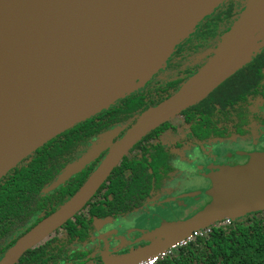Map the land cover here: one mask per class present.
Returning a JSON list of instances; mask_svg holds the SVG:
<instances>
[{
	"label": "water",
	"instance_id": "1",
	"mask_svg": "<svg viewBox=\"0 0 264 264\" xmlns=\"http://www.w3.org/2000/svg\"><path fill=\"white\" fill-rule=\"evenodd\" d=\"M146 2L0 0V179L55 135L144 84L220 0H174L145 27L131 26L130 17L140 16ZM263 46L264 0H245L197 71L144 110L80 190L23 234L0 264H15L46 239L89 199L136 141L205 99ZM210 179V202L184 219L163 222L147 234L152 242L147 249L112 264H134L194 230L264 210V151L245 165L219 167Z\"/></svg>",
	"mask_w": 264,
	"mask_h": 264
},
{
	"label": "flooded vegetation",
	"instance_id": "2",
	"mask_svg": "<svg viewBox=\"0 0 264 264\" xmlns=\"http://www.w3.org/2000/svg\"><path fill=\"white\" fill-rule=\"evenodd\" d=\"M221 2L144 84L55 135L0 179V259L8 245L80 190L144 110L169 97L205 62L245 4ZM263 151L264 46L197 105L136 141L89 199L15 264H105L104 253L116 259L135 254L156 226L184 219L210 202V176L219 167L245 165ZM11 205L24 208L15 214ZM122 226H131L128 233H113Z\"/></svg>",
	"mask_w": 264,
	"mask_h": 264
},
{
	"label": "trees",
	"instance_id": "3",
	"mask_svg": "<svg viewBox=\"0 0 264 264\" xmlns=\"http://www.w3.org/2000/svg\"><path fill=\"white\" fill-rule=\"evenodd\" d=\"M215 27L209 30L210 36L215 35ZM9 208L17 214L24 207L11 205ZM221 225L211 227L207 235L177 249L157 264H264V210L241 221L230 220L228 226ZM20 237L8 245L4 253ZM46 240L47 238L30 249L43 245Z\"/></svg>",
	"mask_w": 264,
	"mask_h": 264
},
{
	"label": "built area",
	"instance_id": "4",
	"mask_svg": "<svg viewBox=\"0 0 264 264\" xmlns=\"http://www.w3.org/2000/svg\"><path fill=\"white\" fill-rule=\"evenodd\" d=\"M229 224L230 223V219H225L221 222H218L214 225H212L211 227L214 226H219L220 224ZM206 228V229H200V230H194L192 231L189 235H187L186 237H184L183 239L178 240L177 242H174L173 244H171L170 246L166 247L165 249L145 258L142 259L134 264H157L158 262L166 259L167 257L171 256L177 249L185 247L187 244H189L190 242L194 241L196 238L198 237H203L205 235H207L210 232V228Z\"/></svg>",
	"mask_w": 264,
	"mask_h": 264
},
{
	"label": "bare ground",
	"instance_id": "5",
	"mask_svg": "<svg viewBox=\"0 0 264 264\" xmlns=\"http://www.w3.org/2000/svg\"><path fill=\"white\" fill-rule=\"evenodd\" d=\"M173 3L174 0H147L141 7L140 16L132 15L129 23L133 27L143 28ZM136 8L138 9V5Z\"/></svg>",
	"mask_w": 264,
	"mask_h": 264
},
{
	"label": "rangeland",
	"instance_id": "6",
	"mask_svg": "<svg viewBox=\"0 0 264 264\" xmlns=\"http://www.w3.org/2000/svg\"><path fill=\"white\" fill-rule=\"evenodd\" d=\"M221 1H222V0H220V2L218 3L217 6H219V5L222 3ZM217 6H216L215 8L212 9V11L209 13V15H211V13L214 12V10L217 8ZM209 15L205 16L201 21H202V22H205V21H204L205 18L208 17ZM201 21H200V22H201ZM200 22H199V23H200ZM195 27L197 28V25H196ZM196 28H194V29H196ZM194 29H193V31H195ZM219 39H220V38H219ZM218 41H219V40H218ZM217 43H218V42H217ZM216 46H217V44L215 45V47H216ZM215 47H214V48H215ZM167 59H168V58H167ZM167 59H166V60H167ZM166 60H165V62H166ZM165 62L163 63V65H162L161 67H163V66L165 65ZM226 82H227V81H226ZM219 93H220V92H219ZM163 210H164V209H163ZM167 215L170 216L171 214H167ZM234 220H235V219H234ZM130 223H131V221L128 223V225H129ZM130 227H131V226H122L121 229H119V230H114L113 233H120V234H121V233H125V234H126V233H128V232H126V230H130V229H129ZM150 227H151V226H150ZM156 227H158V226H156ZM156 227H155V228H156ZM155 228H154V229H155ZM154 229H152V230H154ZM137 230H138V229H137ZM137 230H136V232H135L136 235H137V233H138ZM152 230H151V231H152ZM151 231H150V232H151ZM148 235H149V233H148ZM126 238H127V237H126ZM145 238H147V235L145 236ZM136 239H137V240H136L135 243H140V241H139V236H136ZM145 240H146V239H145ZM126 241H127V240H126ZM126 241H125V243H127ZM115 242H116V241H115ZM129 242L131 243L132 241L129 240ZM147 242H148V244L146 245V247H145L144 249H143V248L139 249V250H138V253H141V251L147 249V248L151 245V243H152V242H150V241H147ZM102 246H103L104 248H106V244L104 245V243H103ZM117 247H119V245H118ZM143 247H144V246H143ZM133 253H136V252H133ZM104 255H105V258H106V259H104V263H105V264H112V263L115 261V259H116V258H114V257H113V258H110V257L108 256L107 253H104Z\"/></svg>",
	"mask_w": 264,
	"mask_h": 264
}]
</instances>
